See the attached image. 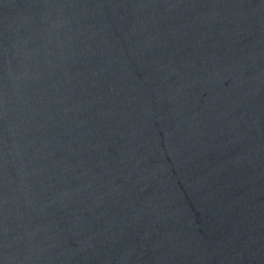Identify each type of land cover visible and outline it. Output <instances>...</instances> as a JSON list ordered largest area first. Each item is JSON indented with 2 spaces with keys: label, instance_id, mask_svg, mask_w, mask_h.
Instances as JSON below:
<instances>
[{
  "label": "water",
  "instance_id": "95a60500",
  "mask_svg": "<svg viewBox=\"0 0 264 264\" xmlns=\"http://www.w3.org/2000/svg\"><path fill=\"white\" fill-rule=\"evenodd\" d=\"M0 264H264V0H0Z\"/></svg>",
  "mask_w": 264,
  "mask_h": 264
}]
</instances>
